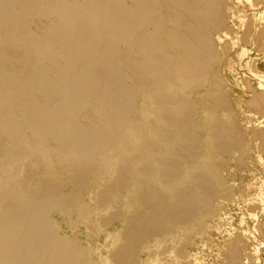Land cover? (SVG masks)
<instances>
[{
    "label": "bare ground",
    "instance_id": "6f19581e",
    "mask_svg": "<svg viewBox=\"0 0 264 264\" xmlns=\"http://www.w3.org/2000/svg\"><path fill=\"white\" fill-rule=\"evenodd\" d=\"M263 12L264 0H0V264L155 263L168 243L180 255L188 237L173 231L203 229L228 195L221 173L264 171V75L240 114L220 75L233 54L264 57ZM115 222L127 231L108 232ZM79 224L116 247L92 260L63 231ZM244 241L226 263L253 259Z\"/></svg>",
    "mask_w": 264,
    "mask_h": 264
},
{
    "label": "rangeland",
    "instance_id": "374dc122",
    "mask_svg": "<svg viewBox=\"0 0 264 264\" xmlns=\"http://www.w3.org/2000/svg\"><path fill=\"white\" fill-rule=\"evenodd\" d=\"M242 5L244 7H242ZM246 2H243L241 5L239 4V7L241 8V10L245 11L248 10L245 14H246V18L249 20L252 19H256L259 20L260 19V15L262 13L263 10L257 11V13L254 14V12L252 10H250L248 8V5L246 6ZM246 8V9H245ZM248 8V9H247ZM253 13V14H252ZM264 13V12H263ZM259 15V17H258ZM260 59V60H259ZM263 60V61H262ZM225 64L227 66L223 67V69L220 72L221 77L224 80V85L222 87L224 93H226L229 97L231 98H237L239 100H241L242 105L240 104L239 107H236L235 112L237 111L238 114L242 113V112H248L247 109V105L245 102H243V100H248L250 97V93L247 92V90L249 91V88H254V89H258L259 88V83H260V79L259 77H257L259 75H264V57L254 54L252 55L249 59H247L245 62L240 63L238 56L236 54L231 55L230 57L226 58L225 60ZM238 61V62H237ZM254 61V62H253ZM231 62V64H230ZM233 63V64H232ZM237 64V65H236ZM248 65V66H247ZM256 65V67H255ZM233 66V69H232ZM231 67V68H230ZM249 67V68H248ZM229 68V69H228ZM252 68V70H251ZM254 68V69H253ZM229 70V71H228ZM230 71H233L230 72ZM253 71V72H252ZM252 74H251V73ZM224 73V74H222ZM256 76L257 78H255L254 76ZM244 78V79H243ZM246 78V79H245ZM226 79V80H225ZM226 81H228L226 83ZM241 81V83H240ZM243 81L245 83H243ZM228 85V86H226ZM236 85V86H235ZM240 85V86H239ZM247 87H246V86ZM250 85V86H249ZM238 86V87H237ZM242 87V88H241ZM245 89H244V88ZM238 88V89H237ZM236 89V90H235ZM244 89V90H243ZM239 91V92H238ZM244 91V92H243ZM235 94H234V93ZM231 93V94H230ZM242 93H246V97L241 96ZM249 95V96H248ZM233 96V97H232ZM237 96V97H236ZM239 96V97H238ZM233 98V99H234ZM241 110H240V109ZM241 169V168H239ZM238 172V173H237ZM240 172V173H239ZM257 172V173H256ZM230 173V174H229ZM229 175V176H228ZM233 175V176H232ZM243 175V176H240ZM240 176V178H239ZM249 176V177H248ZM226 177V178H225ZM242 177V178H241ZM261 177V178H260ZM221 178L222 180L225 181L226 183V189H227V196L225 197H218L217 199H215V201L213 202V207H214V212L211 214H208L207 217L204 219L203 221V229L199 232L197 231V233H190V234H185L183 231H173V235L175 236V241L180 243L181 241H183L182 239H184V237H188V242L185 247L182 244L180 247L182 248V252L180 255L177 254H171L170 252H172V245L171 243H168L167 246L164 249L163 254L159 257L158 260H156L155 263H152L151 261L146 260L147 257V253H138L137 255V259L141 260V264H169L170 262H172L174 264H229L228 262L226 263V257L225 254L228 253L230 251L231 248V243L233 242V239L235 238H242L243 241L246 239V241H244L245 245H246V249L248 251L249 254L254 255L253 259H251V261L248 264H263L264 263V234L262 231H259V227L264 224V214H262L260 211L262 208H264V202H261V197L259 198V195L264 194V184L262 183L264 181V171H262L261 169H257L256 171L253 170H245L244 172L241 170H236L234 172L231 171H226L224 173H221ZM245 178V179H243ZM247 178V179H246ZM233 179V180H232ZM237 180V181H236ZM247 180V181H246ZM251 180V181H250ZM256 180V181H254ZM241 181V182H240ZM246 181V182H244ZM250 185H249V183ZM257 183V184H256ZM242 184V187H240ZM247 184V185H246ZM254 184V185H253ZM256 184V185H255ZM236 185V186H235ZM240 185V186H239ZM260 185V186H259ZM233 186V187H232ZM235 186V187H234ZM240 187V188H239ZM256 187V188H255ZM260 187V188H259ZM254 188V190H253ZM259 188V189H258ZM262 188V189H261ZM231 189V190H230ZM234 189V190H233ZM238 190V191H237ZM242 191V192H241ZM240 192V193H239ZM236 197H235V196ZM240 195V197L238 196ZM258 196V197H257ZM238 197V198H237ZM257 197V200H256ZM255 198V199H254ZM229 199V200H227ZM236 199V200H235ZM239 199V200H237ZM243 199V200H242ZM250 199V200H249ZM249 200V201H248ZM252 200V202H251ZM228 201V202H227ZM254 201V202H253ZM257 201V202H256ZM219 202V203H217ZM223 202L224 205H223ZM256 202V203H255ZM260 202L263 206L260 205ZM217 203L218 207L215 205ZM227 203V204H226ZM234 203V204H233ZM251 203V204H249ZM226 204V205H225ZM230 204V205H229ZM233 204V205H232ZM236 205V206H235ZM239 205V206H238ZM248 205V208H247ZM251 205V206H250ZM260 205V206H259ZM227 206V208H226ZM231 206V207H230ZM238 206V207H237ZM256 206V207H255ZM220 208V209H219ZM225 208V209H224ZM239 208V209H238ZM228 209V211H227ZM246 210V211H245ZM256 210V211H255ZM226 211V212H225ZM244 211V212H243ZM223 212V213H222ZM252 212V214H251ZM226 213V214H225ZM260 213V214H259ZM228 214V215H227ZM232 214V215H231ZM244 214V215H243ZM258 218V220L256 221L255 219H253L254 217L256 218V216ZM222 216V217H220ZM251 216V219H250ZM228 217V218H227ZM244 217V218H243ZM209 218V220H208ZM243 220H242V219ZM215 219V220H214ZM219 219V220H218ZM224 219V220H223ZM230 219V220H229ZM232 219V220H231ZM235 219V220H233ZM226 220V221H225ZM214 221V222H213ZM219 223L220 221V224ZM223 221V222H222ZM244 221V225L243 224ZM261 221V222H260ZM213 222V223H212ZM222 222V223H221ZM224 223V224H223ZM229 223V225H227ZM242 227H241V225ZM217 224V226H216ZM232 224V225H231ZM257 224V225H256ZM79 226H77L78 228L76 229V231H71L68 228L64 229V233L66 232V235L68 236H73V234H76L78 239H79V243L81 244V246L85 249V250H95L91 251V256L90 258L94 261H96L97 259H99V254H101V256H103V258L106 257V252L110 251L108 248L110 246V249H112L111 247H116V245H112L111 243L108 242L106 244L105 239L103 235H101L100 237L98 235H95L89 231H87L86 227L84 225L81 226V224H79ZM255 225V226H254ZM210 229H209V227ZM231 228H230V227ZM258 226V227H257ZM220 227V228H219ZM224 227V228H223ZM250 227V228H249ZM255 227V228H254ZM80 228V229H79ZM126 228V229H125ZM227 230H223V229ZM235 228V229H233ZM124 229L125 231H127L128 227L124 225V227H121L120 223H114L111 225V227L107 230H109L108 232H116L117 230H121ZM207 229H209L207 231ZM221 229V231L219 230ZM232 229V231H231ZM241 231H240V230ZM256 229V230H253ZM235 230H237L235 232ZM254 232H253V231ZM206 231V232H205ZM218 233H217V232ZM254 236L252 237V235ZM221 232V233H220ZM223 232V233H222ZM225 232V233H224ZM228 232V233H227ZM254 234H253V233ZM262 234H261V233ZM240 233V234H239ZM244 233V234H243ZM256 233V234H255ZM200 234V235H198ZM202 234V235H201ZM232 234V237H230ZM243 234V235H241ZM261 234V235H260ZM179 235V236H178ZM196 235V236H195ZM251 235V236H250ZM259 235V236H258ZM237 236V237H236ZM248 236V237H247ZM263 236V237H261ZM94 237V238H93ZM99 239H98V238ZM182 237V238H181ZM194 237V238H193ZM199 237V238H198ZM259 237V239H258ZM202 238V239H201ZM204 238V239H203ZM222 240H221V239ZM95 239V241H94ZM195 239V240H193ZM253 239V240H251ZM258 239V240H257ZM153 240V241H152ZM219 240V241H218ZM255 240V241H254ZM180 241V242H179ZM211 241V242H210ZM221 241V242H220ZM249 241V242H248ZM258 241V242H256ZM103 242V244L101 243ZM146 242L149 244V246H151L152 244L155 243L154 239H148L146 240ZM144 242L142 243V247L147 248L149 247L148 244ZM195 242V243H194ZM253 242V244H252ZM256 242V243H255ZM94 243V245H93ZM98 243V244H97ZM110 243V244H109ZM182 243V242H181ZM201 243V244H200ZM207 243V244H205ZM225 243V244H224ZM87 246H86V245ZM109 244V245H108ZM145 244V245H144ZM147 244V245H146ZM198 246H196V245ZM210 244V245H209ZM252 246H251V245ZM257 246H256V245ZM96 245V246H95ZM141 245L138 246L139 249H141ZM144 245V246H143ZM189 245V246H188ZM218 245V246H217ZM90 248H89V247ZM98 246V248H96ZM102 246V247H101ZM187 246V247H186ZM205 246V247H204ZM87 247V248H86ZM184 247V248H183ZM204 249L202 250L201 249ZM207 247V248H206ZM212 247V248H211ZM220 247V248H219ZM259 247V248H258ZM94 248V249H93ZM143 248V249H144ZM209 248V249H208ZM218 248V249H217ZM262 248V249H261ZM99 249V250H98ZM104 249H106L104 251ZM191 249V250H190ZM198 249V250H197ZM225 249V250H224ZM253 249V250H252ZM257 249H259L257 251ZM171 250V251H170ZM221 250V251H220ZM252 250V251H251ZM104 251V252H103ZM193 251V252H192ZM197 251V252H196ZM212 251V254H211ZM251 251V252H250ZM257 251V252H256ZM196 252V253H195ZM210 252V253H209ZM218 252V253H217ZM95 253V254H94ZM168 253V254H167ZM199 253H202L199 255ZM209 253V254H207ZM141 254V255H139ZM195 254H198L197 257ZM205 254V255H204ZM215 254V255H214ZM219 254V255H217ZM96 255V257H94ZM202 255V257H201ZM210 255V256H209ZM145 256V257H144ZM175 256V257H174ZM177 256V257H176ZM191 256V257H189ZM220 256V257H219ZM223 258H222V257ZM165 257V258H164ZM173 258L170 260V258ZM210 257V258H209ZM204 258V259H203ZM161 259V260H160ZM165 259V261L163 260ZM191 259V261L189 260ZM193 259V260H192ZM207 259V260H206ZM216 259V260H215ZM255 259L258 261L254 262ZM174 262H173V261ZM196 262H195V261ZM218 260V261H217ZM223 260V261H222ZM147 261V262H144ZM161 261V262H160ZM167 261V262H166ZM178 261V262H177ZM183 261V262H182ZM189 261V262H187ZM201 261H203L204 263H202ZM170 263V264H172Z\"/></svg>",
    "mask_w": 264,
    "mask_h": 264
}]
</instances>
